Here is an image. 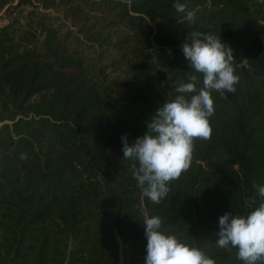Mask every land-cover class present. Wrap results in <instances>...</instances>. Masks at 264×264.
<instances>
[{
  "label": "trees",
  "instance_id": "trees-1",
  "mask_svg": "<svg viewBox=\"0 0 264 264\" xmlns=\"http://www.w3.org/2000/svg\"><path fill=\"white\" fill-rule=\"evenodd\" d=\"M175 2L0 0V264H145L153 216L216 264H244L215 233L264 184V0H180L194 24ZM192 31L220 36L240 79L212 90L211 138L154 204L121 138L143 136L190 73L203 87L181 48Z\"/></svg>",
  "mask_w": 264,
  "mask_h": 264
},
{
  "label": "clouds",
  "instance_id": "clouds-1",
  "mask_svg": "<svg viewBox=\"0 0 264 264\" xmlns=\"http://www.w3.org/2000/svg\"><path fill=\"white\" fill-rule=\"evenodd\" d=\"M173 7L186 13L184 19L194 24L196 14L188 5L176 0ZM190 41V42H188ZM191 69L203 76V87L197 88L199 77L189 74L187 83L180 82L178 95L159 107L147 121V131L131 145L123 136V159L129 160L130 170L142 198L160 204L169 194V183L186 172L192 161L197 139L211 138L210 117L214 115L212 90L234 93L239 76L235 74L232 49L220 36L192 31L181 45ZM21 160L27 159L22 153ZM260 198L258 207L247 216L226 212L218 218L216 246L237 249V259L244 264H264V184L253 183ZM253 198L250 204H255ZM144 235L147 239L145 264H216L203 249L192 247L175 235L162 231L158 216L145 218Z\"/></svg>",
  "mask_w": 264,
  "mask_h": 264
},
{
  "label": "rangeland",
  "instance_id": "rangeland-1",
  "mask_svg": "<svg viewBox=\"0 0 264 264\" xmlns=\"http://www.w3.org/2000/svg\"><path fill=\"white\" fill-rule=\"evenodd\" d=\"M24 7H25L24 9H28L27 6H24ZM5 16H6L5 9L0 8V18H2V17L5 18ZM2 22H5V21L2 20Z\"/></svg>",
  "mask_w": 264,
  "mask_h": 264
}]
</instances>
